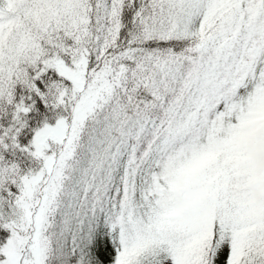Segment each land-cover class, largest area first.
Returning a JSON list of instances; mask_svg holds the SVG:
<instances>
[{
  "label": "snow or ice",
  "instance_id": "6c2138e0",
  "mask_svg": "<svg viewBox=\"0 0 264 264\" xmlns=\"http://www.w3.org/2000/svg\"><path fill=\"white\" fill-rule=\"evenodd\" d=\"M0 264H264V0H0Z\"/></svg>",
  "mask_w": 264,
  "mask_h": 264
}]
</instances>
